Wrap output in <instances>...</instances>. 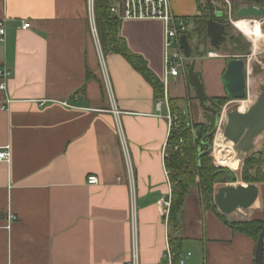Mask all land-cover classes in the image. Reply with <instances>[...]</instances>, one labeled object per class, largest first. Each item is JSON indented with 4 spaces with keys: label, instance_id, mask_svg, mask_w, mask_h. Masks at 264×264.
<instances>
[{
    "label": "crops",
    "instance_id": "0c3cea01",
    "mask_svg": "<svg viewBox=\"0 0 264 264\" xmlns=\"http://www.w3.org/2000/svg\"><path fill=\"white\" fill-rule=\"evenodd\" d=\"M199 4L171 0L173 13L186 20L200 16ZM89 10V0H0V71L9 72L0 92V148L11 150V162L0 164V264H167L169 99L187 114V94L198 106L189 115L196 123L202 108L197 94L189 97L188 76L169 78L164 100L161 21H120L119 28L163 83L157 99L122 55L103 51ZM23 22L31 28L23 30ZM210 52L218 55L209 58L217 62L210 69L218 86L208 96L226 97L220 79L229 58ZM197 71L206 84L209 71ZM90 176L99 183L89 185ZM255 185L258 196L245 216L264 222V182ZM180 221L187 264H255L257 243L207 209L198 188L186 196Z\"/></svg>",
    "mask_w": 264,
    "mask_h": 264
},
{
    "label": "trees",
    "instance_id": "16d2710c",
    "mask_svg": "<svg viewBox=\"0 0 264 264\" xmlns=\"http://www.w3.org/2000/svg\"><path fill=\"white\" fill-rule=\"evenodd\" d=\"M109 0H94V14L98 36L102 49L105 53L113 52L122 55L130 65L140 73L152 86L155 97H164V85L160 79L149 69L143 58L131 52L125 40L119 36L120 21L111 13ZM200 8V6H199ZM187 21L194 23L195 31L207 37V17L188 18ZM196 22V23H195ZM197 26V27H196ZM187 34L189 39V35ZM231 45L235 52H248L239 39H235ZM198 53V52H197ZM189 71V70H188ZM217 102L218 115L223 106L231 99L226 97L213 98ZM171 113L178 117L177 128L171 131L167 142L165 167L172 182L171 207L168 216L169 242L177 256L182 254L183 239L178 236L181 231V215L184 201L191 189L198 188L202 202L207 209L214 210L231 229L252 238L256 243L259 234L264 227V222L248 220L234 222L218 212L214 205L213 196L216 185H227L237 180L233 173L226 168L214 165L209 153L210 146L214 145L217 115L207 113L209 117L205 124L197 126L193 132L188 125L187 117L178 107L174 100L169 99ZM198 132V133H196ZM182 142V143H180ZM175 147H178L175 150ZM246 171L242 174V181L248 184L264 182L262 167L264 166L263 153L249 155L244 160Z\"/></svg>",
    "mask_w": 264,
    "mask_h": 264
},
{
    "label": "water",
    "instance_id": "95a60500",
    "mask_svg": "<svg viewBox=\"0 0 264 264\" xmlns=\"http://www.w3.org/2000/svg\"><path fill=\"white\" fill-rule=\"evenodd\" d=\"M239 1L243 3L238 6L235 13L238 19H244L250 22L257 21L264 24V0ZM208 4L207 37L210 41L211 48L220 51L223 46V52H233L234 48L227 40L228 33L226 29L229 24L216 21L210 1H208ZM219 16L221 17V14ZM180 44L186 58L192 60V48L186 35L180 38ZM249 55H251V52L246 54V56ZM188 79L196 90L202 110L217 115L216 128L213 132V134H216L220 120L218 110L213 107L215 101L205 92L203 83L196 72V60L194 59L188 71ZM221 82L227 97L231 101L240 102L247 100L248 77L245 60L242 58H229ZM226 118L224 138L226 141L233 143L235 151L242 159H246L256 148V140L264 134V82L259 86V93L247 111L241 112L240 109H236L229 112ZM212 150L213 147L210 146L209 153H212ZM262 153L264 159V148ZM262 171L264 175V166L262 167ZM257 196L258 188L255 184L226 185L218 188L217 193L213 196V202L221 214L229 220L244 222L247 221L245 215L248 212V204L253 205ZM255 264H264V227L259 234L256 244Z\"/></svg>",
    "mask_w": 264,
    "mask_h": 264
},
{
    "label": "built area",
    "instance_id": "2783aa9c",
    "mask_svg": "<svg viewBox=\"0 0 264 264\" xmlns=\"http://www.w3.org/2000/svg\"><path fill=\"white\" fill-rule=\"evenodd\" d=\"M89 13H90V22L92 25V31L97 35V28L94 15V0H89ZM111 13L119 21L127 20H152V21H161L165 26V101H167V89H168V80L169 78H176L181 75L187 77L189 70V60L186 58L184 51L181 48L180 38L183 35H186L190 32L189 21L183 18L177 17L171 6V0H122L117 5L111 6ZM229 21L234 23L232 10L228 11ZM31 28L29 22H23L22 29L27 30ZM6 29L3 22L0 23V36L2 37V42H5ZM218 55L214 52H209V58H215ZM9 78V72L4 69L0 71V92H6L7 90V79ZM163 100V101H164ZM163 101L158 103V109L162 107ZM10 101H7L6 105L2 107L3 110L8 108ZM224 115L220 116L218 130L222 125ZM168 122L170 125L171 131L177 128L178 117L171 112L168 114ZM227 119V118H226ZM189 125V124H188ZM170 136V134H169ZM182 143V142H180ZM166 144V148H167ZM178 147H175L177 150ZM167 157V153L165 154ZM11 162V150L10 147L0 148V164L10 163ZM169 176V175H168ZM89 185H97L99 180L95 176H90L88 178ZM172 184V182H171ZM164 215L168 220L169 211L171 207V197L164 200L163 202ZM133 214L135 215L134 209V200H133ZM10 220H13L12 216H9ZM191 257V253L186 255L177 256L174 252V249L170 242L168 243L167 250L164 258L167 261V264H187V260ZM136 258V256H135ZM137 264L135 259L134 263Z\"/></svg>",
    "mask_w": 264,
    "mask_h": 264
},
{
    "label": "rangeland",
    "instance_id": "374dc122",
    "mask_svg": "<svg viewBox=\"0 0 264 264\" xmlns=\"http://www.w3.org/2000/svg\"><path fill=\"white\" fill-rule=\"evenodd\" d=\"M208 1H210V3H211V7H212V10H213L214 15H215L214 16L215 20L218 19L219 22H221V23H226V22L228 23L229 22L228 11L230 10V8H231L233 14L236 13V11L238 9V7H237L238 3H235L234 0H199V2H200V4H199L200 16H198L197 18H199V17L204 18L205 16L209 17ZM241 3H243V2L240 1L239 4H241ZM219 14H222L223 16L220 18ZM237 20H239V19L236 18L235 16H233V21L236 22ZM189 24H190V32H191V34L189 35V43L193 49L192 60L198 59L196 71L199 70V67L201 65L204 66L205 72L209 71V76L206 79V84H204L203 82L202 83L204 85V89L206 91V94L210 95V91H212L211 89H213L214 86L215 87L218 86V78L216 80L217 75H213L212 74L213 70L210 69V67L211 68L214 67L213 65H216L217 62L216 61H210L209 57H208V53L210 51H215V50L213 48H211L209 39L205 40L204 36L198 34V31H195V25H193V22H191V23L189 22ZM260 25H261V23H260ZM261 28L264 32V25H261ZM227 31L229 33H231L232 35H234L236 37V39H239L244 46L248 47V51L251 52V55L245 57L246 54L243 55L242 52H237V53L235 52V54L233 55V54H230L231 52H228L225 54V52L223 53L222 51L219 52V54L221 55V53H222V54H224V56H226L228 58L242 56L240 58L244 59L246 62L247 77L250 78V80H249L250 83L248 86L247 101H244V102H227L223 106V108L221 109V114H223L224 117H223L222 125H221L219 131H221L222 134H224V128H225V125L227 122V119H226L227 113L234 111L236 109H239L238 106H240V105H248L249 101L251 104L255 100L256 96L259 93V86L261 84H263V82H264V38L260 39L257 42L250 40L243 33H241L237 29L236 26H234L233 24H230V23H229V27H228ZM192 60H190V65H191ZM207 69H209V70H207ZM198 73H201V71H199ZM200 75H201L200 77L202 78L203 75L202 74H200ZM220 82H221V79H220ZM221 84H222V82H221ZM191 90H192L191 95L189 97L196 99V92H195V88L193 86H191ZM184 91H185V89H184ZM185 93H186V91H185ZM186 95L184 98L185 100L181 101V106L185 109L187 114H185V113L184 114L187 117L188 124H189L190 128H192V130L194 132L197 126L205 124L207 122L208 118L209 117L211 118V116H207L206 112H204L202 110V113H203L202 122L196 123L193 120V118L189 115L191 113L196 114L198 106L196 104L194 105V103L192 105H190L189 101L186 99ZM199 116L196 115L195 117H199ZM197 120H199V119H197ZM217 133L218 132H216V134H215L214 145H213V150H212V154H211L212 162L214 163L215 166L229 169L233 173V175L237 181L235 183H232L229 185H234V186L239 185V184L250 185V184L244 183L242 181V174H244V172L246 171V168L244 165L245 159H242L238 155V153L235 151L234 146H233V148H234L233 149L232 147L228 146L227 144L225 145L227 148L231 149V151H233V153L235 154L234 161L238 162L237 168L231 169L227 166H223V165H220L218 163V160L216 158V151H214ZM257 145L258 146L254 149V151H252L250 153V156L257 154V153H262L263 148H264V136L259 140V143ZM217 186H220V185H216L215 192L218 190ZM222 186H224V185H222Z\"/></svg>",
    "mask_w": 264,
    "mask_h": 264
},
{
    "label": "bare ground",
    "instance_id": "6f19581e",
    "mask_svg": "<svg viewBox=\"0 0 264 264\" xmlns=\"http://www.w3.org/2000/svg\"><path fill=\"white\" fill-rule=\"evenodd\" d=\"M234 26H236L237 29L241 33H243L248 39L253 40L255 42L264 38V32L261 28L260 23L257 21L256 22H249V21L240 19V20H237L236 22H234ZM245 101H247V100H245ZM240 102H244V101H240ZM249 105H250V101H249L248 105H240V106H238V108L240 109L241 112H245V111H247ZM226 117H227V115H226ZM263 136H264V134L261 135L256 140V147L258 146L257 144L259 143V140ZM226 144L233 148V143L226 141V139L224 138V134H222L221 131H219L217 133V138H216L215 147H214V151H216V158L218 160V163L220 165L227 166L231 169H236L238 166V162L234 161L235 154L233 153V151H231V149H229L225 146Z\"/></svg>",
    "mask_w": 264,
    "mask_h": 264
},
{
    "label": "flooded vegetation",
    "instance_id": "af4514ba",
    "mask_svg": "<svg viewBox=\"0 0 264 264\" xmlns=\"http://www.w3.org/2000/svg\"><path fill=\"white\" fill-rule=\"evenodd\" d=\"M234 2L235 3H238V6L240 5L239 3H240V1L239 0H234ZM245 3V2H244ZM242 4V3H241ZM237 6V7H238ZM232 15L233 16H235L236 17V15H235V13L233 14V12H232ZM223 15L221 14V17H222ZM220 17V18H221ZM237 18V17H236ZM240 20V19H239ZM244 20V19H243ZM216 21H219L218 19L216 20ZM227 23V22H226ZM226 23H224V24H226ZM233 24L234 25V23H232V22H228V24ZM261 25H264L263 23H261ZM228 27H229V25H228ZM228 27H227V29H228ZM227 29H226V31H227ZM227 33H228V36H227V40L229 41V44H231V43H233V41L236 39V37L234 36V35H232L231 33H229L228 31H227ZM188 38V37H187ZM232 38V39H231ZM188 41H189V39H188ZM192 48V47H191ZM222 48H223V46L221 47V51H223L222 50ZM249 52V51H248ZM248 52H246L245 54H247ZM192 53H193V49H192ZM192 56H193V54H192ZM240 57H242V56H239V57H232V58H240ZM245 57H247V56H245ZM189 60V59H188ZM197 62V61H196ZM189 68H190V60H189ZM188 76V75H187ZM213 99V98H212ZM214 100V99H213ZM230 102H233V101H230ZM207 105H209L208 103H206ZM213 107L216 109L217 107H218V104H217V102L215 101V104L213 105ZM217 110V109H216ZM220 116H221V114H219V118H220Z\"/></svg>",
    "mask_w": 264,
    "mask_h": 264
}]
</instances>
